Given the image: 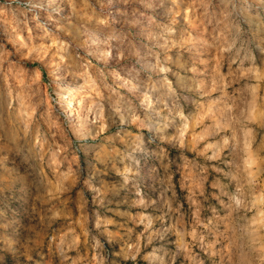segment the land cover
<instances>
[{"label": "rangeland", "instance_id": "1", "mask_svg": "<svg viewBox=\"0 0 264 264\" xmlns=\"http://www.w3.org/2000/svg\"><path fill=\"white\" fill-rule=\"evenodd\" d=\"M0 264H264V0H0Z\"/></svg>", "mask_w": 264, "mask_h": 264}, {"label": "bare ground", "instance_id": "2", "mask_svg": "<svg viewBox=\"0 0 264 264\" xmlns=\"http://www.w3.org/2000/svg\"><path fill=\"white\" fill-rule=\"evenodd\" d=\"M67 94V96L69 97L68 99V103H66L65 105H67L66 106V109L68 110V112H69V114H72L73 112H72V110H73V107H74V104H75V92H67L66 93ZM66 98V97H65Z\"/></svg>", "mask_w": 264, "mask_h": 264}]
</instances>
